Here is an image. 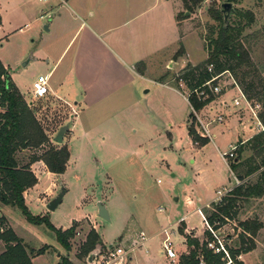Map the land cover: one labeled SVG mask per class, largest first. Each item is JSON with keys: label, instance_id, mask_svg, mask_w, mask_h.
Segmentation results:
<instances>
[{"label": "rangeland", "instance_id": "obj_1", "mask_svg": "<svg viewBox=\"0 0 264 264\" xmlns=\"http://www.w3.org/2000/svg\"><path fill=\"white\" fill-rule=\"evenodd\" d=\"M219 2L207 0L194 13L187 16V18H191L189 22L193 31L191 33L186 32L180 42L185 48L191 63L199 64L206 59V52L203 47L204 39H207L210 31L215 30L217 26V23L210 18L208 10L217 8ZM232 7L242 11L251 10L254 13L253 24L244 30L241 38L245 40L244 44L252 63L263 75L264 0L260 2L257 0H241L238 4H232ZM40 10L44 11V14L49 11L45 4L36 0H0V60L7 68L19 90L26 95L29 94L30 97L32 82L36 80L39 73H42L41 67L44 66L42 54L47 51V35L49 34L43 29L49 14H46L44 19L41 20ZM232 12L230 13L231 17L228 16L231 21L234 19ZM182 14L179 19H183ZM24 25L27 26L24 27ZM19 28H21V31H19ZM25 63L27 64L24 66ZM168 69L164 71L160 81L173 86L175 85L174 78L180 74L181 70H178V68ZM244 71L248 70L242 67L235 71L238 80H240ZM252 77L254 75L250 73L246 82L254 80ZM222 81L224 80L222 79ZM150 85L149 83L148 86ZM155 89L152 88L151 93L147 94L146 100L153 107V115L147 118L146 125L156 124L157 129L151 126L143 135L139 131L140 134L138 133L137 137L125 142L120 128L115 124L119 120L118 116L111 114L110 120L103 125L102 129H99L109 136L105 142H100L99 136L93 137L94 140L89 144L82 142L81 138L74 140L70 158L71 164L68 165L67 171L59 179L58 184L54 182L56 187L49 197L46 196V192L50 189L51 182L47 177L42 176L47 174L48 170L41 163H37V165L30 168L36 179L39 177L34 185L35 188L29 192L28 197L24 200L25 207L33 216L45 211V215L54 227L65 228L85 216L95 215L98 200L104 201L109 215V221L94 218L97 223L96 227L95 223H91L87 219L75 222L76 227L73 238L68 240L70 250L67 251L55 241L54 235L47 231L43 225L33 226L29 224L19 211L8 207L4 214L9 218L11 224L3 214L0 219L5 218V222H7L5 227L13 232L14 236L21 241L22 245H25L27 250L35 253L41 251L36 264H58L60 258L67 259L71 264H86V257H82L80 254L87 234L91 229L94 231L97 229L95 232L98 233L100 242L105 248L109 244L126 247L142 230L154 234L161 228L163 229L176 222L184 214L190 213L195 206L206 202L211 192L223 191L232 186L231 175L217 157L215 148L210 145L202 152L190 148L189 140L192 147H203L200 146V140L198 141L195 135L190 136L188 133L189 140L186 137L175 135L173 149H167L165 155L161 158L163 149H161L162 152L159 150L161 147L159 134L163 133L165 137L167 135L164 131L174 134V128L170 131V127L180 123L183 130H185V125L187 123L189 126L192 115L189 106L181 97L176 95L165 99L163 96L153 95ZM179 89L184 91L180 87ZM236 95L237 93L232 91L224 99L229 101ZM244 104V101L241 100V110L237 114L225 118L224 122L230 118L233 119L230 122H234V125L224 129L223 137L220 135L215 140L216 146L222 152L228 150L229 144L237 145V137L241 138L242 133L245 135L253 134L256 120L247 112H245L243 120L238 119L240 122L234 121L238 115H243ZM249 104L252 109L255 105L259 106L257 110H254L258 119V114L264 111V103L261 105L254 101L249 102ZM30 107L36 110V119L47 132L46 135L50 142L54 147H58V144L54 143L52 138L65 125L70 111L69 106L58 99L46 97L41 100H32ZM134 120L133 125H141L142 118L140 116H137ZM127 121L131 122V119ZM260 124L262 125L261 122ZM262 129H264L263 125ZM191 138L196 139L198 143L195 144L194 139L192 142ZM163 139L164 137H162ZM136 146L142 149L149 147L153 149V154H148L147 157H144L145 160H141L143 170L139 169L138 165H133L132 162L126 170L125 165L129 161H137L136 158H141V156H135L132 159L124 156L123 159V153L119 150L127 149L126 151H129ZM241 148L242 153L239 162L244 164L241 168L244 171L247 168L246 161L251 158L253 152L246 143ZM36 152L37 154L41 153V151ZM30 156L31 153L28 152L18 154L17 158L21 160L20 163L23 165L28 162ZM238 158L239 156L236 153V159L229 161V164H233ZM125 170L132 176V181L135 180V173L142 172L144 181L140 188L130 192L131 188L123 182ZM259 172L243 180H238L241 184H254L257 181ZM233 174L237 177L236 173ZM112 181L114 183L119 182L117 186L119 192L116 191L115 187L116 193H112ZM63 185L67 192L61 204L54 212H47L42 198L48 200L56 196ZM188 198L193 200L194 204L192 206L187 205ZM204 209L211 212L209 205ZM235 212L233 221H228L219 230L223 244L233 249L238 248L237 236L241 232L238 228L239 222L256 220L262 224V228L257 232L254 242L257 239L263 245L264 194L258 199L240 201ZM199 221V217L194 216L190 220L192 224L189 223V225L199 229ZM185 226L184 222L177 224L178 231L184 229ZM186 235L183 232V236ZM181 248H183L182 241L180 239L174 240L175 251ZM4 250L5 244L0 241V253ZM261 250L260 253H255L254 256L251 255L252 257H249L250 255L244 257V264H264V248L262 247ZM176 253L178 257L181 255L179 251ZM150 264L174 263L156 258Z\"/></svg>", "mask_w": 264, "mask_h": 264}, {"label": "crops", "instance_id": "obj_2", "mask_svg": "<svg viewBox=\"0 0 264 264\" xmlns=\"http://www.w3.org/2000/svg\"><path fill=\"white\" fill-rule=\"evenodd\" d=\"M64 1V3H61L59 0H49L48 3H43L49 10L45 13V15L49 14L47 23L43 25V27L47 26V32L49 34L47 35V51L42 54L44 66L41 67L42 73H39L37 77H47L48 93L45 98L58 99L69 106L70 111H72H69V115L65 122V124H68L67 134H64L63 142L58 144V146H67L69 151V161L65 170L66 172L71 164L70 158L74 140L81 138L82 142L89 144L95 137L99 136L100 142H105L109 136L106 135L103 130L99 129H102L103 125L110 120L112 117L111 114L118 116L119 120L115 122V124L120 128L123 141L125 140V142L134 139L140 133L143 135L151 126L157 129L155 127V122H153L155 125H146L147 118L153 115V107L150 106L148 100H146L147 94L151 93L152 88H156L153 95L163 96L165 99L166 97L177 95L186 102L181 92L167 83H161L160 78L165 70H169L168 68H178V70H182L187 64L192 66L198 64L190 62L186 50L180 42L183 40L186 32L191 33L193 31L190 25L191 23L189 22L191 18L189 19L187 18L188 15H184L186 12L180 0ZM40 11L41 14H44V11ZM181 13H183V19H177V16ZM45 15L42 18L40 16V19L43 20ZM26 26L27 25H24V27ZM19 31H21V28H19ZM180 48H182V55L175 59L174 56ZM157 58L158 60H156ZM0 62L2 63L1 60ZM2 65L7 69L3 63ZM151 73L152 75H150ZM10 79L25 102L27 104L30 103V95L21 92L11 76ZM147 83L151 85L148 86ZM162 93L164 94L162 95ZM244 105L242 110L243 115H238L236 120H234L235 122H240L238 119L243 120L245 112L252 117L249 107L246 104ZM30 106L31 105H29V107ZM137 116L142 118V123L141 125L136 124L135 126L132 122L135 121L134 118H137ZM128 119H131V122H128ZM231 120L233 119L230 118L226 121L227 123L210 125L209 132L212 135L211 141L201 148L192 147V143L188 136L189 127L187 123L185 125V130H183L181 123L173 125L170 127V131L174 128V134L169 131H164L167 135L166 137L163 133H161L162 135L159 134L161 144L159 150L161 151V149H163L161 158H163L167 149H173L175 135H177L186 137L189 140L188 144L190 148L196 149L198 152H202L211 145L215 148L217 157L228 169L227 164L220 157L222 151L216 146L215 140L220 135L223 137L224 129L234 125V122H230ZM214 127L216 128L213 130ZM42 129L46 134L47 132L45 129ZM258 133L257 127H254L253 134L245 135L242 133L241 138L237 137L238 140L236 143L244 145L247 140ZM162 137H164L163 140ZM230 145L232 144H229V146ZM126 150L127 149L119 150L123 153V159L124 156L128 159L141 156V158H136L137 161H129L125 165L126 170L131 162L133 165H138V168L143 170L141 160H145L144 157H147L148 154H153V149L149 147L142 149L136 146L129 151ZM37 163L43 164L39 161L33 163L30 168L37 165ZM43 166L45 167L44 164ZM126 170L124 171L123 182L131 188L130 192L132 190L135 191L136 188L142 186V182L144 181L142 172L135 173V180L132 181V176H130L129 172ZM64 174L65 173L56 175L47 172V174L42 175L47 177L51 182V190L49 189L46 192L47 197L52 194V190L56 187V183ZM38 179L39 177H37V181ZM118 184V181L115 183L112 181V193H116L115 187L116 191L119 192V188L117 187ZM33 188L35 187L33 186L24 192V200H26L29 192ZM62 188L65 189V194L62 197L63 200L67 190L64 185L60 190ZM217 192L218 190L211 192L206 202L195 206L194 210L188 214H184L176 222L171 223L167 227L176 225L179 220L184 218V224L186 226L183 232H185L187 236L203 241L205 239L206 229L201 223V218L197 210H202L213 203ZM56 196L48 200L47 198H42L45 207ZM98 202H101L107 209L103 200H98L97 203ZM193 204V200L188 198L187 205L192 206ZM0 207V218L3 214L5 218L9 220L4 214L8 207L1 204ZM46 211L48 212L47 207ZM44 212L45 211H42L39 215L34 216L47 217ZM194 216L200 219L199 229H195L189 225V223L192 224L190 220ZM96 217L97 213L93 216H85L79 221L87 219L91 223H95L96 227L97 223L94 220ZM9 223L11 224L10 220ZM6 224L7 222H5V226ZM72 224L65 228H55L64 231L70 228ZM161 229L154 234L147 233L144 230L141 231L149 240L142 249L133 255L129 264H150L151 261L156 258L168 261L160 254L161 242L164 238L163 235L160 234ZM191 229L194 230L192 234H190ZM95 231H97V229H95ZM176 239H180L183 246V248L176 252L179 251L181 255L186 254L187 247L185 245V238L179 231L175 235V240ZM263 245L256 239L255 248L251 252L241 255V262L244 264L243 259L248 255L252 257L251 255L254 256L255 253H260L262 247L264 248ZM37 261L38 256L31 258L32 264H36Z\"/></svg>", "mask_w": 264, "mask_h": 264}, {"label": "trees", "instance_id": "obj_3", "mask_svg": "<svg viewBox=\"0 0 264 264\" xmlns=\"http://www.w3.org/2000/svg\"><path fill=\"white\" fill-rule=\"evenodd\" d=\"M180 1L185 12L192 14L207 0ZM214 1L220 2L217 8L208 10L210 18L217 23V26L215 30L210 31L207 39H204V50L207 58L204 62L195 66L187 64L180 71V74L174 78L175 85L172 87L180 90L178 85L181 82L188 90H193L213 77L227 71L232 74L247 101H255L263 105L264 78L262 72L258 71L252 63L244 44L245 40L241 38L244 30L253 24L254 13L251 10L242 11L234 8L232 12L234 19L230 20V14L227 22H224L221 4L231 3L235 5L241 0ZM257 1L260 2L261 0ZM179 16H177V19H179ZM181 55L182 48L176 52L174 58L176 59ZM209 66H212L210 71L208 70ZM242 67L248 71H244L242 77L238 80L235 71ZM250 73H253L254 77L252 78L254 80L246 82ZM211 100L212 97L204 102L192 99L191 103L198 110ZM0 105V204L19 211L24 219L33 226L43 225L47 231L54 235L55 241L68 251L70 250L68 240L73 238L76 223L73 222L72 226L64 231L56 229L47 217L33 216L25 207L23 199L24 192L37 183L30 166L40 161L45 165L48 172L61 175L65 172L69 161L68 148L65 145L54 147L51 144L36 119V110L31 109L25 102L1 62ZM258 119L264 127V111L258 114ZM189 135H195L198 141L200 140V146H205L209 143V140L198 137L192 128L189 129ZM198 141L194 139L195 144ZM245 143L253 152L251 158L246 161V170L242 171L241 168L244 164L239 162L242 145H239L240 148L238 147L239 149L236 152L239 158L230 165V169L237 174L238 178H236L240 180L260 171L258 173L259 176L254 184H241L234 188L220 203L209 204L211 212L205 209L202 210V214L214 232H218L228 221H233L236 214V206L240 201L258 199L264 194V129ZM36 151H41V153L37 154ZM28 152L31 153L28 162L21 165V160L17 158V155ZM238 228L241 230L237 236L239 247L234 249L226 247L231 264H243L237 257L247 254L255 248L254 238L262 228V224L256 220H246L239 222ZM179 231L183 235V229ZM184 238L187 253L179 256L177 264L226 263L222 253L215 254L207 249V241L213 240L210 232H205L203 241L187 235ZM0 241L5 244V250L0 254V264H32L31 258L41 254V251L35 253L27 250L25 245H22L21 241L14 236L13 232L5 227L4 219H0ZM99 247H103V245L98 234L91 229L82 246L80 256L86 257L91 251ZM58 264L71 263L65 258H60Z\"/></svg>", "mask_w": 264, "mask_h": 264}, {"label": "built area", "instance_id": "obj_4", "mask_svg": "<svg viewBox=\"0 0 264 264\" xmlns=\"http://www.w3.org/2000/svg\"><path fill=\"white\" fill-rule=\"evenodd\" d=\"M40 3H48L49 0H36ZM61 3H64V0H59ZM45 14H41V18ZM212 66H209L208 70L210 71ZM222 79L224 81H222ZM48 80L46 76H39L32 83L31 86V100L29 105L32 104V100H41L45 98L48 93ZM179 87L184 89V91L178 90L181 92L182 96L186 100L190 111H191V122L189 124V129L192 128L195 134L203 139L211 141L212 135L209 132V126L213 124H222L225 121V118L230 117L231 115L237 114L241 109V100L249 107L252 117L255 118V123L258 132H262V125L257 119L256 112L259 108L258 105L252 107L249 104V101L246 100L241 89L233 79L232 75L225 71L211 80L203 83L201 86L193 90H188L183 83H179ZM236 92L237 95L234 98H231L229 101H226L224 97L230 92ZM212 97V100L207 102L200 109L196 110L192 105V99H196L198 102H204L208 98ZM1 110V105H0ZM241 144L230 145L228 150L220 153L221 159L227 164L229 173L233 180L231 187L224 189L223 191H218L216 193V198L213 203L217 204L221 202V199L228 195L234 188L241 185L240 181L234 176L233 172L230 169L229 161H234L236 159V151ZM230 181V180H229ZM198 215L201 218V223L205 227L206 231L210 232L213 236V240L207 241V249L213 251L215 254L222 253L223 259L226 261L225 264H231V259L226 250V246L223 244V240L220 238V232H214L211 227L208 225L206 218L202 214V210H197ZM184 222V218L179 220V223ZM177 224L171 227L163 228L160 231V234L163 235V240L161 242L160 254L163 255L169 262L174 264L178 263V255L174 249V240L175 235L178 232ZM194 232L193 229L190 230V234ZM149 238H147L142 232H139L135 239L131 241L126 247L121 245H112L109 244L106 248L99 247L95 248L86 256V264H127L133 257V255L142 249ZM95 254L92 260L89 262V256ZM241 261V255L237 257Z\"/></svg>", "mask_w": 264, "mask_h": 264}, {"label": "water", "instance_id": "obj_5", "mask_svg": "<svg viewBox=\"0 0 264 264\" xmlns=\"http://www.w3.org/2000/svg\"><path fill=\"white\" fill-rule=\"evenodd\" d=\"M233 11V7L231 3H223L221 4V12L223 14V20L224 22H227L228 16L230 15V13ZM185 15H189L188 13H186ZM43 29L45 31L48 30L47 26H44ZM27 63L24 64V66ZM68 131V124H65L64 126H62L58 132L55 134L54 138H53V142L56 144H61L63 142V136L64 134ZM65 194V189H61L60 192L57 194V196L51 200L48 204H47V210L52 212L56 209V207L61 204L62 201V197ZM97 217L105 220V221H109V215L107 212V209L105 208V206L101 203L98 202L97 203ZM95 256V254H91L89 256L88 261L90 262L92 260V258Z\"/></svg>", "mask_w": 264, "mask_h": 264}]
</instances>
